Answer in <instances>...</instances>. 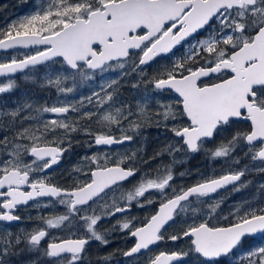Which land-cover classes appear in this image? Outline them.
Segmentation results:
<instances>
[{"label":"snow or ice","instance_id":"obj_1","mask_svg":"<svg viewBox=\"0 0 264 264\" xmlns=\"http://www.w3.org/2000/svg\"><path fill=\"white\" fill-rule=\"evenodd\" d=\"M178 45L186 46L185 55L171 66L157 69L150 81L157 92L174 94L169 103L158 101L162 111L149 118L158 125L165 122L166 128L171 122L169 130L177 143L182 142V147L169 145L165 151L172 154L186 147L190 153L203 150L209 159L229 160L240 147L247 149L245 156L251 158V164L218 177L202 176L197 183L179 190L173 187L172 166L167 165L155 176L142 174L119 200L105 202L98 210L97 204L107 192L121 188L140 172L137 152L85 156L87 171L73 169L83 173L84 179L68 188L52 183L50 170L71 147L72 133L83 131L91 137L89 148L111 149L132 142L134 135L129 133L138 134L143 126L145 107L138 105L136 112L129 105L117 107L115 79L83 97L79 107L58 99L52 106L36 109L54 114L49 120L22 115L25 110L32 111L30 104L18 106L4 112L11 120L0 124V221L21 220L15 212L20 206L28 207L29 202L44 208L57 204L64 208L62 214L38 217L43 226L23 237L28 251H39L48 258V264H84L91 241L109 243L97 230L101 220L127 213L134 204L143 209L159 199V207L141 226L133 227L134 217L119 223L120 229L127 230L136 241L123 252L126 258L138 261L165 239L187 238L188 251H160L147 256V264H177L189 254L195 255V264H264V207L246 202L223 217L224 223H219L216 215L219 202L209 205L207 213L203 209L207 203L204 198L211 199V194L227 185L235 186L246 172H264V0H43L30 14L0 29V52L34 51L22 58H0V77L7 78V83H0V94L16 87L12 74L60 64L59 69L50 68L56 75L46 76V86L66 96L76 90L78 79L92 81L97 72L118 68L126 74L123 70L130 67L143 73L157 57L168 58ZM68 80L73 82L71 87ZM85 101L91 109L85 107ZM70 113H77V119H71ZM93 118L98 130L81 129L80 119ZM33 119L38 126H23ZM239 125L247 127L241 129ZM233 126L237 127L230 139H222L211 149L205 147ZM260 187L264 189V184ZM42 198H48L43 205ZM188 211L199 222L189 225L181 235L165 237L166 227ZM49 229L67 231L68 235L54 238L41 249ZM257 234L260 242L256 241ZM21 239L17 236L14 243L4 241L0 264H8L3 257Z\"/></svg>","mask_w":264,"mask_h":264},{"label":"trees","instance_id":"obj_2","mask_svg":"<svg viewBox=\"0 0 264 264\" xmlns=\"http://www.w3.org/2000/svg\"><path fill=\"white\" fill-rule=\"evenodd\" d=\"M43 2V0H0V29H7L10 24L14 21H18L24 15L30 14L34 8ZM15 52V51H14ZM14 52H0V58L7 57L11 58V55ZM21 52H27L28 54L34 53L33 49H29L27 51H18L16 55H19ZM171 58V57H170ZM170 58H162L156 64H151L150 67L144 69L143 73L134 72L129 67L124 70V73H120L118 76L117 83H121V86H117L116 89L119 91V98L125 100L126 98H130L133 96L131 90L134 89V112L137 111L138 105H143L145 107V115L142 117L143 126L139 129L138 134L129 133L130 135H134V140L129 143H125L124 147L137 148V150H124L128 154H131L133 151L138 153V158L136 161V166L140 169V172L137 173L138 177L142 174L147 173L150 175L153 170L155 173L157 171H162L165 165V160H169L172 163H182L187 159V155L189 153H185V151H177L172 154H169L165 149L169 145H174L175 147L182 146L181 143H177V138L173 136V133L169 130L171 122L169 123V127H164L163 121L157 124L155 120H150L149 118L154 116L157 110L160 109V105L158 101H162L164 103L169 102V96L165 95V93H159L154 90L150 81L154 75L157 73V69H163L164 67L171 66L174 60H170ZM174 58V57H173ZM135 59V57H133ZM131 63V61H130ZM58 66L60 68V64L50 65L49 68L45 66H38L36 68L29 69L21 75L16 76L15 78H11L15 81L16 87L12 89V91L0 94V124L8 123L11 120L10 116H4V112H11L18 106L22 107L24 104L32 105V111L29 112L25 110L22 115L24 116H32L34 118H39V120H49L50 116H54L51 113H38L36 111L37 108H42L44 106H52L59 99L60 101L67 100L69 103L80 106V100L83 97H87L91 94L97 82L95 79L92 81H83L80 82L77 80L78 86L73 93L67 94V98H60V94L57 92L56 88L46 86V76L47 75H55L56 73L51 72L50 68H55ZM67 86L71 87L73 82L71 80L66 81ZM110 83V82H108ZM138 85L137 87H133V85ZM115 88V87H114ZM119 88V89H118ZM100 87H98V90ZM125 104V102H123ZM86 108H92L91 105H87V101H85ZM93 111L95 109H92ZM42 114L43 117H39L38 115ZM72 116L70 117L73 120H76L78 117L77 113H70ZM19 127L20 121L16 122ZM79 124L81 129L84 127H91L93 129L98 130L99 126L95 122V118L92 121H87L85 119H80ZM38 126L36 119L25 122L24 127ZM237 126H233L232 130L227 133H222L217 136L218 144L221 140H226L231 138V135L235 132ZM241 129H246L247 125H239ZM73 137L76 138L77 142L75 144L86 145V139L91 138L84 135L83 131L72 133V144ZM67 142V141H65ZM71 144V145H72ZM246 148L242 149L237 147L232 153V159L225 160L224 158H218L217 162L213 159H209L205 152H202L201 165H197L200 168V172H202V176L207 178L209 176H220L227 173L230 169L234 171H239L245 167V165L251 164V158L245 156ZM160 153V155H157ZM88 156V155H86ZM74 157V154H73ZM84 157H80L79 159H74L72 163L67 162L68 165L65 167V170L68 171L67 176L73 177V182L70 184L71 186L76 180H83V173H74V167H82L83 169L86 166V162L83 160ZM168 159V160H167ZM234 159H239V163L235 164L232 162ZM199 161V162H200ZM174 166V165H173ZM194 166V165H193ZM175 167V166H174ZM212 167H216L213 169ZM189 170V169H188ZM72 172V174L70 172ZM187 171V170H186ZM249 181L245 184V187H242L241 190L235 192H229L232 194L229 198H224L217 208V217L219 223H224L223 217L229 216L230 213L234 212L237 207L245 205V203L251 204L253 207L262 206L264 207V189H261V185L264 184V172L257 171H249L246 173V177ZM196 183L194 177L187 179V184ZM233 208V209H232ZM204 212L207 213L209 210V206L203 207ZM192 213L191 211H188ZM188 212H184L183 215L179 214L178 219L180 222H183L184 226V214H185V222L186 225H191L193 223H198L199 221L192 217H188ZM217 220H214L213 223H216ZM115 231V229H114ZM261 238L256 239L257 242H260ZM89 251V250H88ZM119 251V249L111 245L103 247L101 245L98 246L95 253H92L90 256L85 254L84 264H117V259L115 253ZM14 255L18 258L26 256V258L30 259V261H35L36 264H48L46 259L41 258L40 260L36 256L35 251H28L27 249H22L20 252L11 251V257ZM104 257H109L107 261L104 260ZM116 259V260H115ZM193 260L192 263L195 264L196 257L193 255L191 258Z\"/></svg>","mask_w":264,"mask_h":264},{"label":"flooded vegetation","instance_id":"obj_3","mask_svg":"<svg viewBox=\"0 0 264 264\" xmlns=\"http://www.w3.org/2000/svg\"><path fill=\"white\" fill-rule=\"evenodd\" d=\"M206 35V34H205ZM202 38V37H198ZM184 47H180L179 50L176 52H173L168 55V58L176 55L177 53L179 54ZM162 57H158L156 60H160ZM158 61L155 63H152L153 65L156 64ZM121 83H116L113 87H115V92H114V97H115V102L116 106L120 107L122 105H129L131 106L132 110L134 111V89L131 90L133 93V96L130 98H126L125 100L119 98V91L116 89L117 86H121ZM119 89V88H118ZM156 91V90H155ZM159 93H165V95H168L169 97H172L174 94L169 92V91H164V92H159ZM125 102V104H123ZM170 102V99H169ZM54 115V114H53ZM71 117L72 115L69 114ZM54 118V116H52ZM6 124V123H5ZM117 136H119V132L117 131L115 133ZM91 140V138L86 139V145L82 144H75L77 142L76 138L73 137V142L74 144L71 145V147L68 149L67 152L64 153L63 157L60 159L59 163L50 170V175L52 177V183L54 184H59L61 187L68 188L71 187V183L73 182V177L72 176H67L68 171L65 170V167L69 163H72L74 159H79L80 157H85L86 155L91 156V155H109V156H116L117 153H123L124 150H137V148H134L133 146L131 147H124L123 145H113L111 149H108L106 146L102 147H96L93 146L91 148L88 147V142ZM129 143V142H126ZM182 144V142H181ZM218 144V140H216L212 144H206V148H214ZM65 147H67V142L64 144ZM182 147V146H180ZM185 153H189L187 155V159L185 162L182 163H172L165 160V165H171L172 166V172L174 174V181L173 187H175L177 190L179 188L184 187L187 188L195 183H189L187 184V179L194 177L196 180L200 181L202 178V172H200V168L197 167V165H201V158H202V151L196 152V153H190L187 152L186 147H185ZM74 154V157H73ZM218 159L215 161L217 162ZM200 161V162H199ZM104 161L101 160V163ZM175 167H174V166ZM194 165V166H193ZM94 167V166H93ZM213 169H216V167H212ZM189 169V170H188ZM187 170V171H186ZM84 171H87V166H85ZM70 172V171H69ZM72 174V172H70ZM181 173H185V175L181 176ZM247 173V172H246ZM246 173L244 176L241 177V180L238 181L235 186L232 185L230 187L224 188L221 191L217 192L214 195H211V199L204 198L207 200V203L203 205L209 206L211 204H214L216 202H221L224 198H229L232 196L229 192L231 191L232 193L235 192L236 187H239L241 184H246L249 179L245 178ZM155 172L150 174V176H155ZM226 174V173H225ZM248 174V173H247ZM218 177V176H216ZM140 180V177L136 175L133 178H130L128 181L123 182V185L119 189H115L114 191H109L107 192V195L104 196L102 193L101 195L104 196V199L100 200L97 204V208L99 210L100 206L103 205V203L107 202L109 204L112 203V201L119 200V197L122 193H126L127 191L131 190L134 185H136ZM197 183V182H196ZM242 187H240L241 190ZM170 191V190H169ZM147 195V194H146ZM158 195V194H154ZM48 198H42L41 199V205L46 202ZM143 200V198H141ZM160 203L159 199L155 200V203L152 205H146L143 209H140L133 205L131 211L121 214L117 213L113 217H105L103 220H101L98 224L97 230L105 235V238L109 241L107 245H103V247L111 245L113 243V246L117 247L119 251L115 253L116 259H117V264H147V256L149 255H156L160 251H188V244L189 242L187 241V238L177 240V241H170L165 239L164 241L159 242L157 245L152 246V251L149 253H145L144 255L140 256L138 261L133 260L131 258H126L123 255V252L128 251L134 244H135V238L131 237L128 234L127 230H121L119 227V223L125 222L126 219L132 220L134 217L135 219L132 220L133 227H139L141 226V222L145 220L146 217H150V215L154 214V211L158 208ZM195 207H199V205H193ZM233 209V208H232ZM64 212L63 206L57 204L54 208L49 207V208H44L42 206H34L32 202H29L28 207L20 206L18 210L15 212L16 215L21 216L22 219L19 221H14V222H4L0 221V251L3 250V244L6 239H11L12 242H15V238L17 236H20L21 243L19 245H16L14 248H11L9 250V255L3 257L4 260L8 262V264H23L24 262L26 263V256H23L21 258H18L14 255V257H11V251L14 250V252H20L22 249H27V242L26 240L23 239L24 235L26 233L30 234L33 232L34 229H37L38 227H42V221L38 219V217H52L55 215L62 214ZM184 212H181L180 214L183 215ZM189 215H193V213L188 212ZM192 217V216H190ZM184 226L183 222H180L178 219V216L176 217V222L171 223L169 226L166 227L164 230V235L165 237H168L170 235H181L183 230H185L189 225H186L187 222H185V214H184ZM115 226V227H114ZM115 229V231H114ZM50 235L45 237L44 240L41 241L40 248L41 249H46L47 244L52 241L54 238L57 237H64L66 238L68 233L67 231H61L59 229H49ZM261 238V237H258ZM256 238V239H258ZM102 244L99 241H91L89 245L87 246L86 253L88 256H90L92 253L96 252L97 247L101 246ZM89 250V251H88ZM36 256L40 260L41 258L46 259L48 261V258L45 256H42L39 251H35ZM194 254H189V256L185 257L182 262H179L177 264H189L192 263L193 260L191 259ZM115 259V260H116ZM24 263V264H25Z\"/></svg>","mask_w":264,"mask_h":264},{"label":"rangeland","instance_id":"obj_4","mask_svg":"<svg viewBox=\"0 0 264 264\" xmlns=\"http://www.w3.org/2000/svg\"><path fill=\"white\" fill-rule=\"evenodd\" d=\"M199 39V38H198ZM27 51V50H25V49H16V50H13V52H14V54L13 55H16V53L18 52V51ZM29 50V49H28ZM185 51H186V46L184 47V49L178 54H176V55H174V56H172L171 58H170V60H176V59H180V58H182L184 55H185ZM12 52V51H11ZM25 53H27V52H21L20 54L22 55V57H23V55L25 54ZM12 56V55H11ZM174 57V58H173ZM129 63H130V61H129ZM56 69H58V66H56ZM124 71V70H123ZM55 73V72H54ZM120 73H122V70H120V69H116L115 71H105V72H103V73H100V72H97L96 73V75H95V81L97 82V85H95V88L93 89V90H95V91H97L98 90V87H100L102 84H106V83H108V82H110L111 83V81L113 80V79H117L118 78V76H120ZM56 75V74H55ZM55 75H53V78H55ZM0 83H7V79H2V80H0ZM60 94V93H59ZM67 98V95L65 96V95H63V94H60V98H62V99H64V98ZM169 103V102H168ZM39 117H43V115L42 114H39L38 115ZM53 117L52 116H50L49 117V119H52ZM82 168V167H81ZM247 173H249V172H247ZM236 191V190H235ZM25 263V262H24ZM23 263V264H24ZM25 264H32V261H30V259H28L27 258V260H26V263Z\"/></svg>","mask_w":264,"mask_h":264},{"label":"water","instance_id":"obj_5","mask_svg":"<svg viewBox=\"0 0 264 264\" xmlns=\"http://www.w3.org/2000/svg\"><path fill=\"white\" fill-rule=\"evenodd\" d=\"M35 46H33V48H34ZM181 46H176V48L173 50V52H175V51H177L179 48H180ZM26 50V49H25ZM11 51H13V50H11ZM11 51H9V52H11ZM5 53V52H4ZM8 53V52H7ZM34 54V53H33ZM169 54H171V53H169ZM168 54V55H169ZM158 58V57H157ZM39 66H42V65H39ZM38 67V66H37ZM146 68V67H145ZM26 70H28V69H25L24 71H22V72H17V73H15V74H12V76L11 77H16L17 75H19V74H22L23 72H25ZM4 77H0V79H3ZM57 165V164H56ZM56 165H53L52 166V169L56 166ZM237 183V182H236ZM230 186H232V184H230V185H227V186H225L224 188H227V187H230ZM224 188H221V189H218L217 190V192H219V191H221L222 189H224ZM216 192V193H217ZM216 193H213V194H211V195H214V194H216ZM159 207V206H158ZM12 222H14V221H12ZM258 237H260L259 236V234H257V237L256 238H258ZM185 258V257H184ZM183 258V259H184Z\"/></svg>","mask_w":264,"mask_h":264},{"label":"bare ground","instance_id":"obj_6","mask_svg":"<svg viewBox=\"0 0 264 264\" xmlns=\"http://www.w3.org/2000/svg\"><path fill=\"white\" fill-rule=\"evenodd\" d=\"M42 66H43V65H42ZM146 68H147V67H146ZM28 70H29V69H28ZM28 70H26V71H28ZM26 71H25V72H26ZM23 73H24V72H23ZM23 73H22V74H23ZM19 75H21V74H19ZM17 76H18V75H17ZM14 78H15V77H14ZM183 260H184V259H183ZM177 263H179V262H177Z\"/></svg>","mask_w":264,"mask_h":264}]
</instances>
